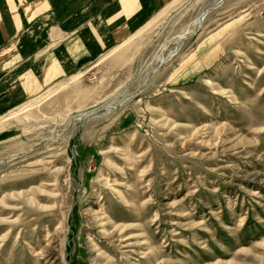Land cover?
Masks as SVG:
<instances>
[{
	"label": "rangeland",
	"instance_id": "1",
	"mask_svg": "<svg viewBox=\"0 0 264 264\" xmlns=\"http://www.w3.org/2000/svg\"><path fill=\"white\" fill-rule=\"evenodd\" d=\"M0 17V264H264V0Z\"/></svg>",
	"mask_w": 264,
	"mask_h": 264
},
{
	"label": "crops",
	"instance_id": "2",
	"mask_svg": "<svg viewBox=\"0 0 264 264\" xmlns=\"http://www.w3.org/2000/svg\"><path fill=\"white\" fill-rule=\"evenodd\" d=\"M20 22V21H19ZM18 21H17V23L15 24V26H16V28L18 29V32H17V34L18 33H20V30L22 29V27H23V25H22V23L20 22L19 23ZM7 32V27H6V24H5V21H4V19L2 18V17H0V41H3L4 40V38L5 39H7V37H8V32ZM2 35V36H1ZM7 36V37H6ZM10 37V36H9ZM32 78H34L33 77V75H27V73H24L23 74V85L26 83H28V84H31L32 85ZM27 79V82L25 81ZM25 87V89H26V86H24ZM27 87L29 88V86L27 85ZM30 89V88H29Z\"/></svg>",
	"mask_w": 264,
	"mask_h": 264
},
{
	"label": "bare ground",
	"instance_id": "3",
	"mask_svg": "<svg viewBox=\"0 0 264 264\" xmlns=\"http://www.w3.org/2000/svg\"><path fill=\"white\" fill-rule=\"evenodd\" d=\"M206 17V13L204 14V16H203V19ZM202 19V20H203ZM198 23V22H197ZM199 24H200V20H199ZM118 226V225H117ZM117 229V228H116ZM116 231V230H115Z\"/></svg>",
	"mask_w": 264,
	"mask_h": 264
}]
</instances>
